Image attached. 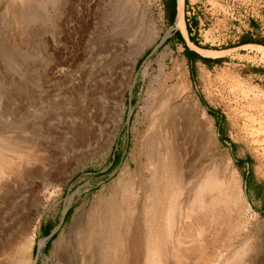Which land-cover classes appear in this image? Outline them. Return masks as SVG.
Returning a JSON list of instances; mask_svg holds the SVG:
<instances>
[{
    "label": "rangeland",
    "instance_id": "obj_1",
    "mask_svg": "<svg viewBox=\"0 0 264 264\" xmlns=\"http://www.w3.org/2000/svg\"><path fill=\"white\" fill-rule=\"evenodd\" d=\"M22 2L0 0V132L34 144V171L20 181L13 198V211L19 212L13 215L18 223L14 234H21L30 217L37 220L36 264H57L54 244L70 235L76 211L88 213L99 200L113 196L154 118L177 132L175 117L179 125V117L190 109L182 112L176 106L186 99L207 114L215 135L214 154L202 169L242 192L238 206L244 229L235 234L249 246L245 254V244L239 245L242 258L246 264H264V64L256 51L239 45L247 31L264 39V0H183L180 27L177 18L173 24L166 19L164 0ZM143 15L157 22L159 35L133 67L126 32ZM149 32L141 29L136 40H145ZM176 32L191 50L220 61H191ZM186 125L191 133L179 127L176 134H189V142L183 134L186 142L180 141L196 154L201 131L195 120ZM177 214L180 227L186 219ZM54 224L59 228L50 237L46 231ZM226 224L220 237L228 233ZM206 232L204 243L219 245L218 250L229 245L221 238L224 244L218 240L215 246L219 235L211 239ZM211 245L208 252H213Z\"/></svg>",
    "mask_w": 264,
    "mask_h": 264
},
{
    "label": "bare ground",
    "instance_id": "obj_2",
    "mask_svg": "<svg viewBox=\"0 0 264 264\" xmlns=\"http://www.w3.org/2000/svg\"><path fill=\"white\" fill-rule=\"evenodd\" d=\"M22 1L25 2V0ZM178 2L176 27L184 25L183 0ZM144 16L135 22L133 19L132 28H128L126 32V37L129 38L127 48H130V51L132 48L131 52L135 55L133 67L147 46L151 44L152 39L159 35L157 22L152 18L147 20L149 17ZM14 18L18 23L17 16ZM141 29L150 32L145 40L137 41L136 36ZM244 47L256 51L259 60L264 64L263 45L246 44ZM74 88L75 86L72 89L75 90ZM165 104L167 105L166 101L162 106ZM180 105L176 107H181V111L185 110L182 112H186L187 108L190 109L183 113L185 118L179 117H182L184 123L185 120L188 122L182 126L184 123L181 119L180 122L183 124L177 125L178 115L175 117L176 126H174L176 128L178 126V130H181L180 128L188 126L186 124L193 123L195 120L197 125L194 126H198L197 128L201 131L199 137L196 135L198 131L194 132L196 133L194 135L200 139L198 140L200 144H197L200 145L199 151L191 154L194 149L189 152L184 147L187 144L183 143V145L180 141L184 139L182 141L186 142L185 138H181L182 134L184 137L189 134L185 133V135L181 131V137H178L177 129L178 133L163 125L159 117L154 118L151 122L152 127H149V134L139 144V154L126 164L123 177L113 190V196L96 201L98 204L88 213L83 208L76 211L70 235L55 242L53 255L58 256L57 264H246L242 258V251L246 248L245 254H247L249 246L243 243V238L239 240L241 235L238 232L244 226V222L240 221L243 217L240 215L241 207H239L243 201L240 187H236L227 179L219 181L215 172H205L202 169L204 163L210 161L214 154L215 135L211 119L205 112H201L191 99L188 101L186 99ZM142 108L145 109L146 106ZM178 111L176 110V114H181V111ZM162 127L164 133L160 136L156 133ZM93 128L95 129V126ZM188 128H184L183 131L185 129L187 131ZM191 131L187 132L191 133ZM192 134L191 138L194 137ZM12 138L13 135L11 137L0 132V258L5 264H36L33 250L37 235V220L30 217L21 234H14L18 223L13 215L19 212L15 209L13 211V207L17 205V200L13 198L17 194L16 190H19L20 181L22 177L34 171V144H28L29 141L28 143L23 140L18 141L16 137L13 138L14 140ZM186 139L189 142L190 139L188 137ZM193 140L192 138L191 141ZM187 147L189 148L190 145ZM199 154L204 157L202 161ZM145 172L148 174L143 178ZM19 204L18 206L22 205ZM177 210L181 217L183 215L186 219V223L182 221L180 227L176 220ZM225 224L230 225V229L227 228L228 233L225 232L226 236L224 234L225 237H222L224 228L222 225ZM220 227H223L221 237ZM192 229L197 232L195 233ZM207 230L210 231L211 239L217 235L220 237L217 236V241L215 238L212 244L215 245L218 240L224 244L221 239L223 238L233 248L226 245V249L223 250L220 247L221 250H218L219 245L218 247L215 245V248L210 244L213 252H208L210 245L203 242L205 241L204 233ZM237 232L239 234L235 235ZM234 235L236 238L240 236L238 240L234 239ZM211 239L208 240L211 242ZM44 244L45 241H42L40 245ZM204 244L208 248L205 249ZM242 244H245V247H242L243 250L238 248ZM231 251L234 253H231V257H227Z\"/></svg>",
    "mask_w": 264,
    "mask_h": 264
},
{
    "label": "trees",
    "instance_id": "obj_3",
    "mask_svg": "<svg viewBox=\"0 0 264 264\" xmlns=\"http://www.w3.org/2000/svg\"><path fill=\"white\" fill-rule=\"evenodd\" d=\"M165 1V7H166V19L168 20L169 23H174L177 15V0H164ZM187 1V0H186ZM199 22L196 20L194 21V25L197 28ZM189 32L191 33L190 30V25H189ZM176 37L178 40L185 45V52L190 57L191 61H203L204 63L210 64L213 62H219V59H212L208 57H202L199 53L196 51H193L189 48L187 45L184 36L182 35L181 32H176ZM248 43H256V44H261L264 45V39L263 38H257L255 37L254 33L251 31H247L244 33L241 37L239 45H244ZM260 71L264 72V69H260ZM56 224L50 225L49 228L46 231V235H50L53 229L55 228Z\"/></svg>",
    "mask_w": 264,
    "mask_h": 264
},
{
    "label": "water",
    "instance_id": "obj_4",
    "mask_svg": "<svg viewBox=\"0 0 264 264\" xmlns=\"http://www.w3.org/2000/svg\"><path fill=\"white\" fill-rule=\"evenodd\" d=\"M177 2H178V0H177ZM58 228H59V226L56 227V228L52 231V233L50 234V237H52V236L57 232ZM46 240H47V239H45L44 241L46 242Z\"/></svg>",
    "mask_w": 264,
    "mask_h": 264
},
{
    "label": "crops",
    "instance_id": "obj_5",
    "mask_svg": "<svg viewBox=\"0 0 264 264\" xmlns=\"http://www.w3.org/2000/svg\"><path fill=\"white\" fill-rule=\"evenodd\" d=\"M184 4H185V1H184ZM178 6H179V3H178ZM177 14H178V7H177ZM176 18H177V16H176ZM176 23V22H175ZM178 29V28H177ZM187 29V28H186ZM178 30H180V29H178ZM181 31V30H180ZM188 33V32H187ZM249 44H256V43H249ZM246 45V44H245ZM261 45V44H260ZM196 50V49H195Z\"/></svg>",
    "mask_w": 264,
    "mask_h": 264
}]
</instances>
